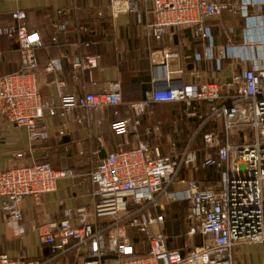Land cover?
<instances>
[{"label":"built area","instance_id":"2783aa9c","mask_svg":"<svg viewBox=\"0 0 264 264\" xmlns=\"http://www.w3.org/2000/svg\"><path fill=\"white\" fill-rule=\"evenodd\" d=\"M107 9L113 18L132 14L140 19L144 12H150L152 21L145 28L150 41L162 40L169 30L192 28L202 47L188 71L177 50H162L152 62L151 90L142 101L129 105L128 117L111 123L112 133L126 136L136 132L153 103L179 102L184 105V116L197 120L194 136L200 134L206 152L200 161L197 151L188 146L177 152L173 143L170 152L161 154L137 139L130 150L120 147L107 153L89 172V179L95 186L93 194L99 197L95 216H110L109 221L99 226L81 211L77 226L68 219L40 226L39 243L58 255L74 249L82 255V264H236L234 246L264 242V0H109ZM223 13L239 17L243 27L237 40L220 27L226 43L216 46L208 22L219 20ZM10 19V25L0 27V40L16 41L20 67L0 77V117L24 127L30 140L44 139L45 127L39 129L44 105L35 54L41 37L27 29L25 11H13ZM79 29L89 33L87 27ZM83 45L90 47L89 42ZM99 59L100 55L86 52L70 61L71 68L86 71L91 81ZM201 61L215 63L216 73L226 62L232 72L226 81L213 76L199 82L195 64ZM60 71L58 59H50L43 68L45 74ZM187 74L195 79L193 83L185 80ZM54 84L61 110L50 109V116L67 117L76 108L98 110L121 103L117 82L109 83L104 91L78 95L64 92L66 82L60 76ZM211 124L221 126L223 145L215 131H202ZM232 136L240 143H232ZM184 166L189 171L216 167L221 170V181L217 186L177 191L174 185L183 181L180 171ZM75 174L73 168H53L47 161L2 169V208L19 218L18 205L24 197L37 199L54 190L57 180ZM179 200L189 201L201 212L190 233L199 232L202 243L185 254L168 249L164 243L161 210ZM139 245L146 249L140 251ZM109 255L115 257L104 258ZM51 260L0 253V264H49Z\"/></svg>","mask_w":264,"mask_h":264},{"label":"crops","instance_id":"0c3cea01","mask_svg":"<svg viewBox=\"0 0 264 264\" xmlns=\"http://www.w3.org/2000/svg\"><path fill=\"white\" fill-rule=\"evenodd\" d=\"M108 1L0 0V27L11 24L13 11L22 10L26 13L27 29L38 32L41 37V45L35 49L39 66L38 89L44 105L39 129L44 126L47 135L44 139L30 140L24 127L8 123L0 117V170L47 161L53 168L70 167L76 173L57 180L54 190L37 199L24 197L18 205L19 218L3 209L0 200V253L11 257L25 255L30 259L52 258L49 264H82V255L74 249L58 255L50 246L41 245L38 230L42 225L59 223L64 219L77 226L81 224V211L87 212L88 220L99 226L109 221L110 216H95L99 197L93 194L95 186L89 179V172L99 160L120 147L132 149L137 139L146 143L152 152L161 154L170 152L173 143L177 152L188 146L197 151L200 161L206 152L201 136H194L197 120L186 118L179 102L153 103L149 112L141 118L136 132H129L126 136L112 133L111 123L128 117L129 105L141 101L151 90L152 62L162 50H177L182 57V66L188 71L193 56L201 54L202 47L192 28L169 30L162 40L150 41L145 34L146 24L152 21L150 12H144L140 19L132 14L113 18L107 9ZM208 24L216 46L226 43L220 27L225 28L235 40L243 27L239 17L227 13ZM80 27H87L89 33L80 32ZM53 37L57 38L56 42L52 41ZM84 42H89L90 47H84ZM86 52L100 55L97 68L91 73V81L86 71H73L70 63L75 56ZM50 59L60 61L61 71L58 74L43 73ZM19 67L16 41L2 38L0 77L16 72ZM195 68L199 73L198 81L202 83L210 81L213 76L226 81L232 72L226 62L223 63V70L217 73L213 62L201 61L195 64ZM57 76L66 82L64 92L75 95L104 91L109 83L117 82L121 103L98 110L76 108L67 117L59 114L50 116V109L61 110L54 84ZM185 80L189 83L195 81L189 74ZM206 128L207 132L215 131L219 135L221 145L225 143L220 125L211 124ZM231 142L240 143L235 136L231 137ZM180 176L183 181L174 185L177 191L217 186L222 178V174L219 178L203 167L189 171L186 166L182 167ZM161 213L164 215V243L168 249L186 252L201 245L202 235L197 231L190 233V229L199 222V209L187 200H179L166 205ZM138 249L144 251L146 248L139 245ZM233 253L236 264H264V242L239 243L234 246Z\"/></svg>","mask_w":264,"mask_h":264},{"label":"trees","instance_id":"16d2710c","mask_svg":"<svg viewBox=\"0 0 264 264\" xmlns=\"http://www.w3.org/2000/svg\"><path fill=\"white\" fill-rule=\"evenodd\" d=\"M144 98H145V96H144ZM144 98H143V99H144ZM143 99H142V100H143ZM142 100H141V101H142ZM181 105H182V111H183L184 105H183L182 103H181ZM207 130H208V129L205 127L202 131H203V132H206ZM194 131H195V129H194ZM191 134H192V133H190L189 136H190ZM199 135H200V134H198L196 137H199ZM187 138H188V137H187ZM205 169H207L209 173H211V174H214V173H215V174L218 175L219 178H221V172H220L219 169H217L216 167L210 166V167H205L204 170H205ZM188 202H189V201H188ZM162 213H163V211H162ZM165 246H166V245H165ZM187 251H188V250H187ZM187 251H186V252H187ZM181 252H182V251H181ZM186 252H182V254H185Z\"/></svg>","mask_w":264,"mask_h":264},{"label":"water","instance_id":"95a60500","mask_svg":"<svg viewBox=\"0 0 264 264\" xmlns=\"http://www.w3.org/2000/svg\"><path fill=\"white\" fill-rule=\"evenodd\" d=\"M112 257H115V256H111V255H109V256H106V257H104V258H112Z\"/></svg>","mask_w":264,"mask_h":264}]
</instances>
